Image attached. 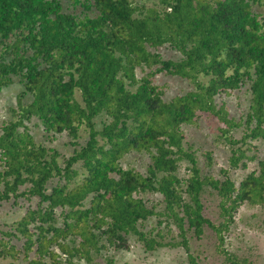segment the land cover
<instances>
[{
	"label": "trees",
	"instance_id": "1",
	"mask_svg": "<svg viewBox=\"0 0 264 264\" xmlns=\"http://www.w3.org/2000/svg\"><path fill=\"white\" fill-rule=\"evenodd\" d=\"M151 2L0 0V89L21 85L12 119L0 124V206L37 200L0 229V258L57 264L63 257L75 264L77 256L90 262L108 245L128 249L134 235L149 250L182 246L197 264L188 242L207 228L225 262L248 264L223 244L239 208L264 203V157L247 154L256 148L252 140L264 138V0ZM162 47L178 58L163 57ZM159 73L189 79L194 88L166 98L165 86L154 83ZM247 82L249 109L236 120L216 97ZM201 112L223 123L218 130L229 166L220 176L208 170L210 151L201 152L205 170L184 141L182 126ZM102 115L107 121L97 128ZM33 116L45 132L77 140L83 126L88 138L61 167L58 151L35 142L24 125ZM241 125L244 132L234 139L231 130ZM129 151L148 155L145 173L122 168ZM249 159L257 160L256 168L236 183L229 170L246 169ZM181 160L190 164L186 178L177 174ZM77 162L84 173L79 182ZM55 177L59 182L49 185ZM152 192L164 204L160 212L144 198ZM206 200L216 201L220 220L208 217ZM157 213L175 226L178 240L140 229Z\"/></svg>",
	"mask_w": 264,
	"mask_h": 264
},
{
	"label": "rangeland",
	"instance_id": "2",
	"mask_svg": "<svg viewBox=\"0 0 264 264\" xmlns=\"http://www.w3.org/2000/svg\"><path fill=\"white\" fill-rule=\"evenodd\" d=\"M66 4V0H61ZM138 3H145L151 5L152 0H136ZM163 57L178 58L179 55L172 48L160 49ZM136 75L140 77L142 72L139 67L136 68ZM154 83L163 84L165 86L164 97L169 98L174 95L183 93L187 90L193 89L194 86L189 79H181L176 76L166 75L159 73L154 76ZM250 85L247 82L240 88L234 89L230 94L216 97V103L223 106L228 112L229 117H235L238 120L241 116L244 117L248 111L250 103L251 92ZM21 90V85L17 81L0 89V124L3 121L12 119V109L17 107V96ZM76 96L79 98L78 92ZM96 127L100 128L107 118L102 115L95 119ZM29 133L32 135L35 142L42 144L48 149H55L58 151V162L63 167L64 159H67L74 149L84 145L88 132L82 126L79 130L77 140L67 136V134H52L45 132L42 125L39 123L37 117H31L29 120L24 121ZM223 126L217 116L209 113H200L198 120L191 124L182 126L187 144L192 145V149L198 157L199 166L206 170V162L202 157V151H210L212 156L211 166L208 168L211 174L220 176V168H227L229 148L228 145L220 137L218 127ZM21 129V127H20ZM245 126L233 128L231 135L234 139H239L244 132ZM75 141V144H73ZM251 143L255 145V149L247 152L251 155L256 152L257 158L264 157V138H257L252 140ZM256 159H249L247 168H232L229 170V176L238 183L246 173L256 168ZM149 163V157L144 152H127L120 160L122 168H134L141 173H145L146 166ZM189 162L187 160L179 161L177 174L181 178L188 177ZM1 167V166H0ZM74 167L79 170L75 182L81 181L84 173L81 168L80 162L74 164ZM59 182V178H53L49 185ZM63 182V180H61ZM48 185V191L49 189ZM28 183L20 186L24 189ZM209 196V195H208ZM207 196V197H208ZM144 198L148 204L154 203L156 205V212L162 211L163 202L159 193L152 192L144 194ZM210 199V197L208 198ZM36 199L25 201L19 199L14 202L12 199L3 201L0 206V229L6 230L9 225L19 220L29 205L34 207ZM216 201L206 200V214L215 222L220 220L215 207ZM83 206H88V198L83 201ZM60 209L57 210L59 212ZM163 215L155 214L140 224V229L150 232L151 236L156 235L157 239L162 241L178 240L179 236L177 229L173 224L166 226L165 218ZM161 220V223L158 222ZM58 221L61 222V217L58 216ZM1 236V234H0ZM190 236V235H189ZM13 242H18L13 240ZM19 243V242H18ZM128 249H117L112 245L103 248L100 253H93L92 260L87 262L84 258L74 257L75 264H193L188 257L186 250L182 246H160L153 250L146 249L143 242L139 241L136 236L130 235L128 238ZM189 251L194 256L197 264H228L224 261V255L217 251V240L215 235L207 228L199 237L195 235L190 236ZM223 247L231 253L240 258H247L248 264H264V203L261 205H248L243 204L236 215L234 223L231 224L230 230L227 233ZM56 251H59L55 248ZM0 264H24L20 258L12 260L11 258H0ZM57 264H68L62 257Z\"/></svg>",
	"mask_w": 264,
	"mask_h": 264
}]
</instances>
